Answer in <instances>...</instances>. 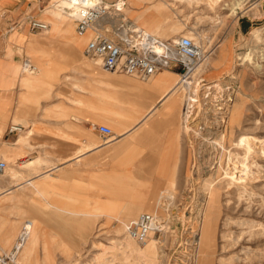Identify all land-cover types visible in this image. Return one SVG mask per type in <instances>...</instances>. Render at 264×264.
I'll return each instance as SVG.
<instances>
[{"label":"crops","instance_id":"1","mask_svg":"<svg viewBox=\"0 0 264 264\" xmlns=\"http://www.w3.org/2000/svg\"><path fill=\"white\" fill-rule=\"evenodd\" d=\"M35 2L0 0V249L30 220L27 262L70 264L103 211L147 208L150 195L180 177V75L106 71L68 33L54 42L14 25ZM25 59L37 71H26ZM12 124L23 130L8 133Z\"/></svg>","mask_w":264,"mask_h":264},{"label":"rangeland","instance_id":"2","mask_svg":"<svg viewBox=\"0 0 264 264\" xmlns=\"http://www.w3.org/2000/svg\"><path fill=\"white\" fill-rule=\"evenodd\" d=\"M35 1L21 15L27 30L34 16L49 24L31 31L39 37H80L67 13L50 14L59 0ZM121 18L166 40L188 36L205 52L176 89L184 168L147 208L103 211L70 264H264V0H126ZM56 24L65 27L54 31ZM87 40L78 42L84 48ZM142 212L160 222L147 243L126 231ZM152 243L154 252L143 253ZM24 255L21 264H29Z\"/></svg>","mask_w":264,"mask_h":264},{"label":"built area","instance_id":"3","mask_svg":"<svg viewBox=\"0 0 264 264\" xmlns=\"http://www.w3.org/2000/svg\"><path fill=\"white\" fill-rule=\"evenodd\" d=\"M69 4L73 0H67ZM85 0H77L74 8L68 13L76 23V33L88 36L85 53L100 62L106 71L126 73L143 80L150 79L159 70L177 68L178 84L190 77L202 64L205 52L200 44L188 36H179L174 40H166L150 33L145 28L129 24L121 17L126 0H90L92 7H83ZM77 9H80L77 11ZM75 12V15L72 13ZM27 22L32 31H45L48 22L34 16H28ZM22 21L14 23L20 24ZM23 68L35 72L37 67L29 59H25ZM99 131L112 136L108 126H99ZM23 130L20 124H12L8 133ZM7 169V162L0 160V175ZM159 217L151 212H142L127 225L130 237L139 243H146L151 233L160 229ZM32 232V222L23 223L21 231L9 249H0V264H21L20 254Z\"/></svg>","mask_w":264,"mask_h":264},{"label":"bare ground","instance_id":"4","mask_svg":"<svg viewBox=\"0 0 264 264\" xmlns=\"http://www.w3.org/2000/svg\"><path fill=\"white\" fill-rule=\"evenodd\" d=\"M66 1V2H65ZM218 0H213V2H217ZM65 3H68L69 4V2L67 1V0H59V2L57 3V4H55V6H54V10L53 11H51L50 12V14L51 15H54V16H57L58 15V13L61 11V13L62 14H68L69 12H70V10H68V8L67 7H61V5H63V4H65ZM209 3V2H208ZM59 12H58V11ZM68 16H69V14H68ZM58 17V16H57ZM158 22V20H154V19H145V21H143V23H145V24H148V25H153V24H156ZM62 27L64 28L65 26L64 25H59V24H56V26H53V30L54 31H58L59 29H62ZM88 37V36H87ZM86 39V37H84V36H80V37H77V36H75V35H73V36H71V42L72 41H74V42H78V41H81V40H84V39ZM79 43V42H78ZM163 71V70H162ZM211 202H212V204H213V206H215L214 205V203L216 202V198H215V196L214 197H212V199H211ZM212 206V207H213ZM208 208H209V206H208ZM207 224L208 223H206V226H207ZM205 226V229H204V232L202 233V236H201V239H200V241H202V251L205 253V252H207V233H208V229H207V227ZM34 230H35V227H33L32 226V234L34 233ZM152 234V233H151ZM34 235V234H33ZM151 236V235H150ZM32 237V236H31ZM34 238V237H33ZM151 238V237H150ZM35 240V239H34ZM149 240V239H148ZM148 240H147V242H148ZM36 241V240H35ZM146 242V243H147ZM26 246H27V244H26ZM35 246V245H34ZM33 246V247H34ZM28 247V246H27ZM156 247V245H155V243H152V244H150V245H148V247L143 251V253H152V252H154V248ZM29 250V249H28ZM32 250V249H31ZM30 252V251H29ZM33 252V251H32ZM27 253L28 252H26L25 253V256L27 255ZM32 257V256H31ZM30 257V258H31ZM24 260H25V258H24ZM25 262H26V260H25Z\"/></svg>","mask_w":264,"mask_h":264},{"label":"clouds","instance_id":"5","mask_svg":"<svg viewBox=\"0 0 264 264\" xmlns=\"http://www.w3.org/2000/svg\"><path fill=\"white\" fill-rule=\"evenodd\" d=\"M77 0H73V2L71 4L65 3L63 5H61V7H67V8H74L76 6ZM93 4L90 2V0H85L83 7L88 8V7H92ZM80 9H77V11H79ZM73 15H75V12L72 13Z\"/></svg>","mask_w":264,"mask_h":264}]
</instances>
